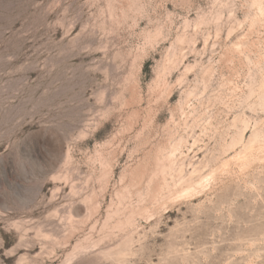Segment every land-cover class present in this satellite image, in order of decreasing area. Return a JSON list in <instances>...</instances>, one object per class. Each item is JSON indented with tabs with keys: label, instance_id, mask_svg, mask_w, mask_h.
<instances>
[{
	"label": "rangeland",
	"instance_id": "1",
	"mask_svg": "<svg viewBox=\"0 0 264 264\" xmlns=\"http://www.w3.org/2000/svg\"><path fill=\"white\" fill-rule=\"evenodd\" d=\"M0 264H264V0H0Z\"/></svg>",
	"mask_w": 264,
	"mask_h": 264
},
{
	"label": "bare ground",
	"instance_id": "2",
	"mask_svg": "<svg viewBox=\"0 0 264 264\" xmlns=\"http://www.w3.org/2000/svg\"><path fill=\"white\" fill-rule=\"evenodd\" d=\"M186 192L188 193V192H190V191L188 190V191H186ZM187 193H186V194H187ZM190 193H192V190H191V192H190ZM190 193H188V194H190Z\"/></svg>",
	"mask_w": 264,
	"mask_h": 264
}]
</instances>
